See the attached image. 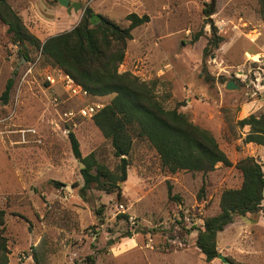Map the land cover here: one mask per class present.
Returning <instances> with one entry per match:
<instances>
[{
  "label": "rangeland",
  "instance_id": "obj_1",
  "mask_svg": "<svg viewBox=\"0 0 264 264\" xmlns=\"http://www.w3.org/2000/svg\"><path fill=\"white\" fill-rule=\"evenodd\" d=\"M20 1L10 3L32 4L25 23L33 27L35 20L49 34L56 26V32L71 30L84 13L58 0ZM72 1L124 26L129 14L150 16L149 24L133 31L120 72L146 82L160 78L158 94H171L166 108L182 104L194 124L214 134L233 166L219 164L207 175L171 173L155 150L138 141L120 197L96 189L83 193L82 159L73 153L69 132L78 138L83 158L95 153L114 170L118 160L112 146L92 120L61 118L83 103L69 99L62 87H53L59 102L53 101L44 81L50 67L42 60L21 84L35 62L21 59L0 24V209L7 214L9 264H35L34 254L41 264H90L89 257L95 264H224L219 258L207 262L196 240L205 219L219 213L222 193L241 187L236 165L247 157L264 164V147L244 143L249 128L237 125L264 112V22L258 0ZM210 3L216 13L207 19ZM211 21L223 39L218 49L210 44ZM11 78L15 86L4 105L1 96ZM228 81L239 88L228 90ZM111 99L84 104L105 106ZM170 188L175 198L169 197ZM217 247L230 261L264 264V208L258 215L237 217L218 234Z\"/></svg>",
  "mask_w": 264,
  "mask_h": 264
},
{
  "label": "trees",
  "instance_id": "obj_2",
  "mask_svg": "<svg viewBox=\"0 0 264 264\" xmlns=\"http://www.w3.org/2000/svg\"><path fill=\"white\" fill-rule=\"evenodd\" d=\"M215 13V5L210 3L204 16L210 19ZM258 14L264 22V0H258ZM95 15H99L101 20L93 25L91 19ZM125 21L128 26L87 6L80 22L72 30L42 43L9 0H0V24L6 27L8 41L19 49L21 59L39 64L42 60L45 65L58 69L82 86L92 99L112 97L90 120L112 146L118 160L114 170L98 161L95 153L83 158L78 138L69 132L73 153L85 165L81 171L85 183L82 192L96 189L108 194L118 193L120 197L119 185L128 180L129 158L138 141L146 142L155 150L162 167L171 173L185 171L207 175L219 164L233 166L214 134L194 124L181 110L182 104L173 109L166 108L165 102L171 94H158L156 87L162 81L160 78L146 82L130 71L120 72L129 42L133 40V31L149 24L150 16L132 13L125 17ZM211 28L213 39L210 44L218 49L223 39L217 35L212 21ZM34 53L38 56L31 59ZM222 80L226 81L225 78ZM14 86L15 81L11 78L1 96L4 105L9 104ZM237 125L241 129L249 128L244 143L264 147V112L259 116L250 115L238 121ZM236 167L243 176L241 187L222 193L219 213L206 218L198 231L196 246L207 262L220 255L217 247L219 233L233 224L237 217L258 215L264 208V164L247 157ZM51 184L57 188L64 187L58 181ZM201 191L204 192V187ZM172 194L170 188L169 197L175 198ZM6 216V211L0 209V264H9L11 255ZM119 218L128 220L127 215ZM127 236L131 237V234ZM33 259L35 264H41L36 254ZM89 261L95 264L94 258L89 257Z\"/></svg>",
  "mask_w": 264,
  "mask_h": 264
},
{
  "label": "built area",
  "instance_id": "obj_3",
  "mask_svg": "<svg viewBox=\"0 0 264 264\" xmlns=\"http://www.w3.org/2000/svg\"><path fill=\"white\" fill-rule=\"evenodd\" d=\"M36 66L37 62L30 65L22 77L21 84L26 81L27 77L33 74ZM44 81L48 84L47 87H50L52 90L53 95H55V98L53 99L54 102H59V98L56 96L54 88L60 86L67 94L69 99H77L83 103L79 109L70 110L62 114L61 118L66 123L73 122L75 119H91L104 108V105L98 102L92 101L84 104L86 101H90V99H92L89 93L84 90L82 86L78 85L70 76L63 74L58 69L50 67L44 75ZM14 113L15 112H13V114ZM30 132L33 133L35 131Z\"/></svg>",
  "mask_w": 264,
  "mask_h": 264
},
{
  "label": "crops",
  "instance_id": "obj_4",
  "mask_svg": "<svg viewBox=\"0 0 264 264\" xmlns=\"http://www.w3.org/2000/svg\"><path fill=\"white\" fill-rule=\"evenodd\" d=\"M21 1H24V0H21ZM20 1V2H21ZM9 2H10V0H9ZM11 4V3H10ZM12 5V4H11ZM22 5V3H20V4H18L17 6H13V8L15 9V10H17L18 12H20V14H21V16L24 18V20L26 19V16H25V13L26 12H30V8L29 7H32V4L29 2V4L28 5H25L24 7H23V5ZM87 6H90L89 4H87ZM86 6V7H87ZM85 7V8H86ZM91 7V6H90ZM92 8V7H91ZM94 9V8H93ZM95 10V9H94ZM32 11V10H31ZM96 11V10H95ZM105 16V15H104ZM81 18H82V15L80 16V19L76 22V24L73 26V28L76 26V25H78V23L80 22V20H81ZM34 22V25H36V26H33V27H29L27 24V27L30 29V31L37 37V38H39L41 41H42V43H44L48 38H50V37H52V36H55V35H58V34H60V33H62V32H65V31H70V30H65V31H58V32H56V27H55V33H53V34H49V32H45V31H43V28H42V26L41 27H39L38 26V22H36L35 20L33 21ZM53 24H55V23H53ZM72 28V29H73ZM71 29V30H72ZM57 87H60V86H57Z\"/></svg>",
  "mask_w": 264,
  "mask_h": 264
},
{
  "label": "water",
  "instance_id": "obj_5",
  "mask_svg": "<svg viewBox=\"0 0 264 264\" xmlns=\"http://www.w3.org/2000/svg\"><path fill=\"white\" fill-rule=\"evenodd\" d=\"M59 4L62 7L67 8L68 10H71L74 8L75 11H79L81 9H83V12L85 10V8H83L82 3L79 2H74L72 0H58ZM101 20V17L99 15H95L92 17L91 22L93 25H96L97 23H99ZM238 85H236V83L234 81H229L227 84V89L228 90H236L238 89ZM81 168L84 169L85 165L81 162ZM218 258L224 263V264H232V262L227 259L226 257H224L223 255H219Z\"/></svg>",
  "mask_w": 264,
  "mask_h": 264
}]
</instances>
